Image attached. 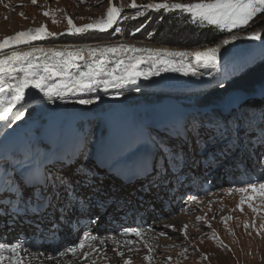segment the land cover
Instances as JSON below:
<instances>
[{
  "label": "rangeland",
  "instance_id": "rangeland-1",
  "mask_svg": "<svg viewBox=\"0 0 264 264\" xmlns=\"http://www.w3.org/2000/svg\"><path fill=\"white\" fill-rule=\"evenodd\" d=\"M173 11H177L182 16L188 14L190 19L187 21L194 22L197 28H177L175 26L168 29L167 23L170 15H167V12ZM211 25L219 30L228 31V37L236 46H247L252 43L257 46L262 43L253 54L254 58L251 61L264 55V0H0V53L29 44H42L40 41L42 39H55L63 34L70 35V37L57 43L82 44L73 46L90 47L105 46L112 42L164 40L161 44H170L180 50H187L208 45V43L196 44L217 37L218 34L210 29ZM51 42H45V45L55 44ZM179 44H194L195 46L188 48ZM122 63L121 61L115 64L121 65ZM174 64L176 66L175 60L169 57L152 58L151 67L145 76H150L152 71V75L158 77L154 78L156 85L149 84L141 87L129 85L125 89V86L118 88L116 84L119 83L108 78H98L99 81L94 80L96 84L93 93L90 94L71 96V94H66L69 88H63L58 94L59 92L52 87L56 83H61L63 86L62 81L65 79L49 78L50 82H45L42 94H38L37 99L32 103L25 104L5 126L0 128V144L9 146L13 154L29 148L30 142L38 143L40 138L42 140L44 136L54 134L56 128L62 126V129L69 131L73 130L72 128L76 125H84L88 117L93 118L94 134L100 133L105 139L115 140L116 136L108 133L105 127L102 128V122H104L102 116L119 107L138 106L139 109L131 115L133 119L120 113H116L115 116H123L122 122L128 119V123L135 122L137 127L145 132L146 127L142 125L141 120L149 114L152 116L153 113H159L156 109L160 108L161 101H164L161 105L168 108L174 104L179 106V102L194 108L199 106L197 105L198 100H201L199 98L211 96L216 90L225 92L237 90L238 88L234 85L238 80L241 82L240 85L244 86L264 78L263 61L255 71L247 74L248 76L241 74L228 81V87H225L226 84L219 86L215 84L216 86L211 89L188 92L192 87L200 90L205 84L208 86L210 82L215 83L221 80L220 82L224 83L226 81L218 78L209 83L192 84L195 82L191 76L188 77L190 82H187L186 78L184 83L178 86L172 83V77L168 78L170 73L168 69ZM129 65L131 66V62ZM16 69L11 75L2 76L4 79L0 81V109L12 106L11 103L19 93L21 94L22 91L32 86L31 84L36 79L34 75L37 76L43 70H56L57 68L35 66L33 62H30V64H21ZM88 69L87 67L82 68V73H86ZM188 69L187 66L183 69L187 72L186 75L189 74ZM178 74L180 72L176 75ZM86 81H88L86 78L80 80L77 78L73 85L76 83L74 86H77ZM46 87L49 88L44 90ZM111 87L117 90H111ZM258 87L260 85L254 89ZM51 88L52 90H49ZM131 88L134 90H129ZM226 97L225 94L215 98L214 101H201V104L214 103L213 105L218 106ZM1 103H3L2 107ZM143 104L147 106L144 107ZM215 108L219 107L213 109ZM172 109L174 112L186 111L183 107H172ZM56 111L57 113L45 122L46 117ZM130 111L132 109L127 112ZM123 112V114L127 113ZM190 117H194V120ZM190 117L187 119V124L193 123L192 127L196 128V134L192 132V128H187V136L182 139L181 143V150L186 153L192 146L198 145L200 138L207 139L206 132H209L201 126L206 122L208 114L203 115L197 112L191 113ZM219 117L225 125H221L219 131L216 132V141L207 142V147L210 149L212 144H218L225 148L227 153L224 155L228 154V158H223L224 155L221 153L218 155L229 163H234L233 160L240 157V160L244 161L248 153L252 152V155L255 153L259 157L260 151L264 150V138L259 144L255 140L259 132L254 128L259 127L264 131V95L246 99L243 104L234 107L230 113L221 111ZM208 121L211 122H207L206 125L213 126L212 120L208 119ZM153 122L157 124L160 120L154 119V116L146 119V123ZM169 130L170 128H165L164 132L170 133ZM124 131V128L120 130L121 133ZM163 137L166 136L157 134L153 135L152 139L160 142ZM195 148L199 149V147ZM85 152H87L86 148L81 150L80 154L83 155ZM259 163V161L256 162L251 174L255 176L258 172H262L261 176H257L258 178H244L240 185L226 186L194 199L188 213H165L159 218L160 224L156 223L155 228L158 226L165 229L169 235L159 237L153 234V237L147 240L153 244L155 252L146 247L144 251H130L123 256L120 253V257L116 249H112L106 253L107 259L104 258V261L108 264H264V165H259ZM210 179L208 177V180ZM143 186L147 187L144 184L139 188ZM145 190L144 187L141 188L142 192ZM99 237L88 239L86 246L89 244L98 246ZM97 238L98 241H96ZM36 251L38 250L34 252ZM101 258L102 255H98V263L94 264L105 263L100 260ZM41 264L62 263L55 260Z\"/></svg>",
  "mask_w": 264,
  "mask_h": 264
},
{
  "label": "bare ground",
  "instance_id": "bare-ground-1",
  "mask_svg": "<svg viewBox=\"0 0 264 264\" xmlns=\"http://www.w3.org/2000/svg\"><path fill=\"white\" fill-rule=\"evenodd\" d=\"M228 36L229 35H226L217 43H208V45L202 47L197 46L187 50H180V48L172 47L168 44L144 40L135 42H112L105 46L94 45L90 47L73 46L82 44L68 45L62 43H55L56 45L47 44V46L45 43L35 45L29 44L28 46H20L1 52L0 81L4 79L2 78L3 75H11V73L17 70L16 68L19 65L24 63L30 64V62H33L35 66L55 67V69H57L43 70V72L41 71L42 73L37 76L34 75L36 79L33 81V84H31L32 86L22 91L21 94L19 93L17 98L11 103L12 106L0 109V128L5 126L25 104L32 103V101L37 99L38 94H42L45 82H50L49 78L55 80L56 78L60 80L65 79L62 81V83H64L63 86L61 83H56L52 88L56 92H59L58 94L61 93L63 88H69L66 94H71V96L73 94L93 93L96 84L94 80L98 78H108L113 82L119 83L116 84L118 88L125 86V89L129 85L136 87L149 84L156 85V79H154L156 76L154 77L152 75V71L150 76L145 75L149 72L148 69L151 67L152 58L159 56L163 58L169 57L175 60L176 66L174 64V66L168 69L170 71L168 78L172 77V83L178 86H180L182 82L184 83L186 78L187 82H190L188 77L191 76L195 82L192 84H198L209 83L222 75H230V73L237 72L244 68L248 63H252L253 61L251 60L254 58L253 54H255L262 43L257 46H255V43L247 46H236L233 44L234 42H231L232 39ZM49 40L55 39L49 38L40 41L47 42ZM121 61L123 62L121 65L115 64ZM130 62L131 66L129 65ZM185 65L187 68L189 67L188 75H186L187 70H183L184 67H186ZM86 67L89 69L86 73H82L81 69ZM179 72L180 74L176 75ZM77 78L79 80L86 78L88 81L74 86L76 83L73 85V82H76ZM123 80L126 81L123 82ZM113 82L110 83L113 84ZM48 88L49 87H46L44 90ZM52 88L49 90H52ZM110 89L117 90L115 87H111ZM129 90H134V88ZM246 99L231 105V110L243 104ZM2 105L3 103H1V107ZM33 178L34 180L32 181L36 183L38 180H35V176ZM180 223L182 224V222ZM170 224L173 225L172 223ZM146 247L148 250L150 249L152 252H155L151 242L146 241Z\"/></svg>",
  "mask_w": 264,
  "mask_h": 264
},
{
  "label": "trees",
  "instance_id": "trees-1",
  "mask_svg": "<svg viewBox=\"0 0 264 264\" xmlns=\"http://www.w3.org/2000/svg\"><path fill=\"white\" fill-rule=\"evenodd\" d=\"M167 15H170L168 16L169 17V20H168V23H167V27L168 29H171L173 27H177V28H182V27H188L190 29H195L197 28V25L194 24V22H191L189 23L187 20L190 19V16L187 14H185L184 16H182L180 13H178L177 11H173V12H167ZM204 27V26H202ZM211 31L212 32H216L215 34H218L217 37H215V39H211V40H207V41H204L200 44H196V45H205L206 43H211V44H214V43H217L221 38L225 37L226 35H228V31L226 30H219L218 28H214V26H209ZM61 36H63L64 38H60ZM70 35H59L58 37L55 38V41H62V40H66L67 38H69ZM154 40V39H153ZM50 41H54V40H49L47 42H50ZM156 43H162L164 42V40H154ZM46 41H41V43H45ZM35 45V44H33ZM170 45V44H169ZM181 46H185V47H193L195 46L194 44H179ZM264 61V60H263ZM263 61L257 63L255 66L251 67L250 69H248L243 75L244 76H247V74H249L252 70L256 69L257 66H259L260 63H262ZM241 81V79H240ZM241 82H239V80L237 81V84H235V88H240L242 85H240ZM228 83L225 85V87H228ZM224 87V86H223ZM228 90V89H226ZM234 91L236 90H229V92H225V91H219V90H216L215 93H213L211 96H207V97H204V98H199L201 100H198L197 103H201L202 102H210V101H214L215 98H218L220 96H223L226 94V96L228 97L227 94H230V93H234Z\"/></svg>",
  "mask_w": 264,
  "mask_h": 264
},
{
  "label": "water",
  "instance_id": "water-1",
  "mask_svg": "<svg viewBox=\"0 0 264 264\" xmlns=\"http://www.w3.org/2000/svg\"><path fill=\"white\" fill-rule=\"evenodd\" d=\"M253 71H255V69L252 70V71L250 72V74H251ZM248 75H249V74H248ZM248 75H247V76H248ZM253 82H254V83H250V84H247V85L241 86V87L238 88L236 91H238L239 95H247V96H251V97H253L254 94H252V92L257 91V89H254V88H255L256 86H258V85L263 86V85H264V78L257 79V80H255V81H253ZM253 84H255V85L252 86ZM163 103H164V101H161V102H160V105L163 104ZM178 104L183 105V104H185V103L179 102ZM181 105H180V106H181ZM142 106L145 107V106H147V105H146V104H143ZM126 107L133 108L134 110H138V109H139L138 106H134V105L126 106ZM55 113H57V111H56Z\"/></svg>",
  "mask_w": 264,
  "mask_h": 264
}]
</instances>
